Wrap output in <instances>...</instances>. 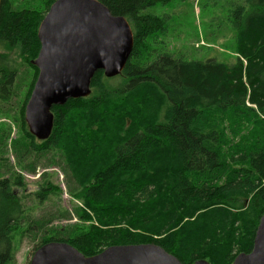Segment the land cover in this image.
<instances>
[{
  "label": "trees",
  "instance_id": "obj_1",
  "mask_svg": "<svg viewBox=\"0 0 264 264\" xmlns=\"http://www.w3.org/2000/svg\"><path fill=\"white\" fill-rule=\"evenodd\" d=\"M55 1L2 0L0 10V119L18 124L16 162L32 171L39 158L59 161L82 204L83 226L68 238L52 230L35 251L63 242L91 257L154 244L183 264L249 254L264 215V0H228L229 62L166 51L173 19L157 14L166 0H98L130 23V59L116 77L96 72L90 96L54 106L52 133L39 140L25 109L39 76L38 29ZM10 128L0 124V176L11 174L0 180V264L14 260V233L30 217L16 192L27 184L10 165ZM37 184L41 204L60 192L50 180Z\"/></svg>",
  "mask_w": 264,
  "mask_h": 264
},
{
  "label": "water",
  "instance_id": "obj_2",
  "mask_svg": "<svg viewBox=\"0 0 264 264\" xmlns=\"http://www.w3.org/2000/svg\"><path fill=\"white\" fill-rule=\"evenodd\" d=\"M38 38L41 47L33 64L39 76L25 121L33 136L47 140L54 124L52 108L90 96L92 79L100 70L108 78L120 75L132 54L134 35L125 17L114 16L98 0H56L39 26ZM30 264L183 263L154 244L111 246L86 257L68 243L51 242L35 251ZM233 264H264V215L252 251L239 255Z\"/></svg>",
  "mask_w": 264,
  "mask_h": 264
},
{
  "label": "rangeland",
  "instance_id": "obj_3",
  "mask_svg": "<svg viewBox=\"0 0 264 264\" xmlns=\"http://www.w3.org/2000/svg\"><path fill=\"white\" fill-rule=\"evenodd\" d=\"M12 1L18 8H28L38 3V0ZM166 1H168L167 5L157 9V14L168 13L173 19L169 36L166 38V51L177 55L187 53L190 58H209L227 62L233 60V54L230 52L233 32L225 21L229 9L228 0ZM2 51L4 50L0 48V52ZM11 57L21 63L16 53H12ZM23 69L28 70L26 66ZM1 123H8L11 126L10 137L6 144L11 158L10 165L15 174H21L26 181V191L17 190L16 192L20 196H26L25 206L30 216L28 218L26 214V221L14 233V260L10 264H30L35 248L43 237H49L52 234V230H56L57 237L68 238L74 235L77 226H83L77 215V209L82 207V204L74 199L73 192L76 191V184L65 171L64 165L61 164L60 167L59 161L53 165L49 159L51 157L39 158L38 161L28 165L32 171H25L19 166L11 146L12 141L20 135L18 124L6 118H1ZM3 150L4 147L0 146V159ZM4 164L6 165L5 161ZM10 176V173H4L0 176V180ZM45 180H50L60 192L57 195H51L41 204L35 198V194L39 189L37 183H43ZM89 224L85 223V225ZM29 226L31 228L28 231L26 229Z\"/></svg>",
  "mask_w": 264,
  "mask_h": 264
},
{
  "label": "bare ground",
  "instance_id": "obj_4",
  "mask_svg": "<svg viewBox=\"0 0 264 264\" xmlns=\"http://www.w3.org/2000/svg\"><path fill=\"white\" fill-rule=\"evenodd\" d=\"M51 8V7H50ZM262 218V217H261ZM261 220V219H260ZM260 224V223H259Z\"/></svg>",
  "mask_w": 264,
  "mask_h": 264
}]
</instances>
